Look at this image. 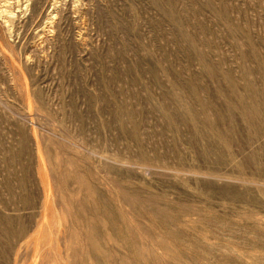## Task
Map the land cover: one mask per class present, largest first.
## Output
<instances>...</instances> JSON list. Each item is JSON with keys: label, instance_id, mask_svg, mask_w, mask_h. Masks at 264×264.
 <instances>
[{"label": "rangeland", "instance_id": "1", "mask_svg": "<svg viewBox=\"0 0 264 264\" xmlns=\"http://www.w3.org/2000/svg\"><path fill=\"white\" fill-rule=\"evenodd\" d=\"M0 264H264V0H0Z\"/></svg>", "mask_w": 264, "mask_h": 264}, {"label": "bare ground", "instance_id": "2", "mask_svg": "<svg viewBox=\"0 0 264 264\" xmlns=\"http://www.w3.org/2000/svg\"><path fill=\"white\" fill-rule=\"evenodd\" d=\"M39 240V239H38Z\"/></svg>", "mask_w": 264, "mask_h": 264}]
</instances>
